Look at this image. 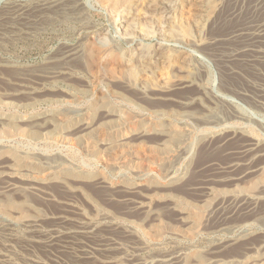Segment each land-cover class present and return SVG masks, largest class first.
Listing matches in <instances>:
<instances>
[{
  "label": "rangeland",
  "instance_id": "374dc122",
  "mask_svg": "<svg viewBox=\"0 0 264 264\" xmlns=\"http://www.w3.org/2000/svg\"><path fill=\"white\" fill-rule=\"evenodd\" d=\"M203 1L0 0V264H264V2Z\"/></svg>",
  "mask_w": 264,
  "mask_h": 264
},
{
  "label": "bare ground",
  "instance_id": "6f19581e",
  "mask_svg": "<svg viewBox=\"0 0 264 264\" xmlns=\"http://www.w3.org/2000/svg\"><path fill=\"white\" fill-rule=\"evenodd\" d=\"M213 1L214 0H204L203 3H202V6H205V8L209 7L210 9L207 8L208 9L207 11H211L213 9V7H215V2H213ZM258 1H260V2H259L258 5H256V7L262 6L264 1L263 0H258ZM205 11H206V9H205ZM261 25H256V26L255 25H253V26L248 25V27L237 29L235 32H232V35L230 37L225 39V40H228V41H232L234 39L238 40V38H246L248 40L245 43V45H242L240 47H237V48L235 47V48L231 49V51L228 53L229 59L235 60V59L239 58L240 56L249 53L250 51H253V50H256V49H258V50L260 49V46L263 45V42H264V27H262ZM263 26H264V24H263ZM55 121H57V120H55ZM167 132H169V131H167ZM113 139L112 138H108V140L111 143H113V141H112ZM114 142H115V140H114ZM41 175H43V173H38L36 175V177H39ZM201 264H203V262Z\"/></svg>",
  "mask_w": 264,
  "mask_h": 264
}]
</instances>
